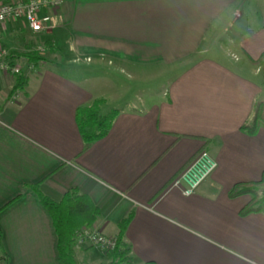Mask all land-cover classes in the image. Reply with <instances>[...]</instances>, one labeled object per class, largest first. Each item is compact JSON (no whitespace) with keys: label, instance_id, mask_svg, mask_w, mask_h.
Instances as JSON below:
<instances>
[{"label":"crops","instance_id":"obj_1","mask_svg":"<svg viewBox=\"0 0 264 264\" xmlns=\"http://www.w3.org/2000/svg\"><path fill=\"white\" fill-rule=\"evenodd\" d=\"M256 1L62 0L51 57L73 72L31 63L17 90L15 75H0L7 264H61L36 184L55 201L73 188L89 195L101 211L91 227L111 237L133 215L124 243L135 264H264V210L243 215L250 196H230L264 174V127L242 129L264 101V65L252 62L264 53V0ZM251 10L262 16L258 29ZM34 36L9 20L0 49L27 52ZM93 69L110 75L77 73ZM97 100L103 115L117 114L85 148L77 111ZM203 153L216 167L206 175L194 167L189 175L203 178L187 195L175 182ZM76 253L85 264L112 261L96 247Z\"/></svg>","mask_w":264,"mask_h":264},{"label":"trees","instance_id":"obj_2","mask_svg":"<svg viewBox=\"0 0 264 264\" xmlns=\"http://www.w3.org/2000/svg\"><path fill=\"white\" fill-rule=\"evenodd\" d=\"M50 52H55L53 39L46 42ZM22 58L28 63H37L41 60V55L32 49L27 52H10L7 60L11 65L16 64ZM264 60V53L259 59L252 60L255 64H260ZM16 85L14 90L22 89L27 84L25 71L16 74ZM101 100H97L89 107H81L77 111V122L82 133L85 148H88L95 140L103 137L111 126L117 111L114 110L107 115L100 111ZM264 127V101H257L251 119L246 122L242 129L248 133H255L259 128ZM264 184V174L261 180L237 183L230 191L231 197L239 195H249V202L241 209V214H249L254 211L264 210V196L259 193V188ZM39 197L41 204L50 213L58 237V253L61 264H77L75 260V246L79 231L86 226H93L100 216V208L94 203L91 197L73 188L68 191L61 200L55 201L45 195L39 184L30 185ZM133 215H129L119 224L118 245L115 250L108 252L107 256L112 260L110 264H135L131 255V249L124 243V237L128 225ZM0 247L8 263V255L2 247V231L0 229ZM154 264V263H148Z\"/></svg>","mask_w":264,"mask_h":264},{"label":"built area","instance_id":"obj_3","mask_svg":"<svg viewBox=\"0 0 264 264\" xmlns=\"http://www.w3.org/2000/svg\"><path fill=\"white\" fill-rule=\"evenodd\" d=\"M62 0H0V24L9 20L21 21L34 33H51L56 26V16L59 13ZM9 51L5 48L0 49V75H16L22 71L20 64L11 65L7 60ZM199 167V172L205 169L204 174H208L216 167V162L209 159L207 153H203L186 172H184L175 182L177 186L187 184L184 193L190 195L198 186L203 177L194 180L189 175L194 167ZM204 175V176H205ZM77 241L81 244H91L104 253L111 252L117 247V238L107 236L100 230L86 226L83 227L78 235Z\"/></svg>","mask_w":264,"mask_h":264},{"label":"rangeland","instance_id":"obj_4","mask_svg":"<svg viewBox=\"0 0 264 264\" xmlns=\"http://www.w3.org/2000/svg\"><path fill=\"white\" fill-rule=\"evenodd\" d=\"M5 1H11V0H5ZM257 2V5H258V2H260V0H257L256 1ZM62 5V4H61ZM253 5L251 4V7H252ZM248 14V13H247ZM249 16V15H248ZM247 17H244V19H240L241 21V23L243 22V21H246L247 22V19H246ZM250 20H251V25H253V27L254 28H256V29H258L259 28V26H260V20H262V16L261 15H259V13H258V11L257 10H251V13H250ZM255 21V22H254ZM240 23H237L236 25H232L231 26V32H230V34L231 35H233V36H237L238 37V25H239ZM55 29V28H54ZM31 31V30H30ZM34 33V32H33ZM43 35H48L49 37L48 38H50L49 40H51L52 38V36L54 35V30L53 31H51V33H46V34H37V33H35V36H34V39H35V42L33 43V47L31 48L32 50H34V51H37L40 55H41V60H39L37 63H35V62H33L34 64H41V65H43L44 64V62L47 64L48 63V65H50V66H54L56 69H58V70H60L61 72H73V70H71V69H64V67L63 66H61V65H58V63L56 62V60H53L52 59V57L51 56H54L55 54H57V52L58 51H55V52H50V50H49V48H48V46L46 45V42H44V40H42V38H41V36H43ZM49 40H47V41H49ZM54 41V40H53ZM45 43V44H44ZM18 44H19V48L20 49H24L23 48V45H24V42L22 43V41H18ZM23 52H25V51H22V52H18V53H23ZM89 60V59H88ZM43 63V64H42ZM262 65H264V60L262 61ZM59 66H61V67H59ZM21 67H23V68H25V70L26 69H28V68H30V67H32V65L31 64H29L28 63V60H26L25 58H22V60H21ZM263 70V72H264V68H259L258 67V71L260 72V71H262ZM77 73L78 74H80V75H88V76H93V77H97V76H108V75H110V72H108L107 70H105V69H97V70H95V69H93V70H90V71H84V70H79V71H77ZM146 85H148V86H146ZM139 90H141V89H143L144 91H140V93H144L145 92V90H149V83H146L145 85H141L139 88H138ZM264 97L263 96H261L260 97V99H263ZM102 101V100H101ZM263 101V100H262ZM259 193L262 195V196H264V184L263 185H261V187L259 188ZM106 235V234H105ZM108 236V235H107ZM114 238H117V245H118V236H113ZM78 247H84V248H90V247H95V246H92L91 244H87V243H85V244H81V243H79L78 241H77V239H76V246H75V260L77 261V264H85V263H83V261L80 259V258H78V256H77V253H76V248H78ZM116 249V248H115ZM101 251V250H100ZM102 252V251H101ZM104 253V252H103ZM107 254V253H106ZM0 264H5V259H4V257H3V253H2V250H1V248H0ZM87 264H90V262L88 263L87 262ZM91 264H94V263H91Z\"/></svg>","mask_w":264,"mask_h":264}]
</instances>
